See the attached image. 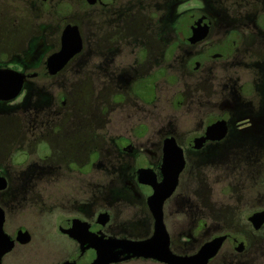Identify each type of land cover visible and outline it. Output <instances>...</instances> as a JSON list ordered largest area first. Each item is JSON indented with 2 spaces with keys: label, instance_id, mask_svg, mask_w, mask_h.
I'll use <instances>...</instances> for the list:
<instances>
[{
  "label": "flooded vegetation",
  "instance_id": "obj_1",
  "mask_svg": "<svg viewBox=\"0 0 264 264\" xmlns=\"http://www.w3.org/2000/svg\"><path fill=\"white\" fill-rule=\"evenodd\" d=\"M197 24L208 32L191 43ZM67 27L76 28L81 49L50 75L47 61L60 51ZM217 61L252 78L242 85L228 80L221 88L213 80L207 84L227 102L221 115L209 113L203 104L208 79L202 68ZM169 70L174 77L167 75ZM0 71L23 76L20 94L0 100V264H95L98 254L109 250L119 255L105 264H164L132 257L106 241L152 237L147 199L153 189L138 183L137 171L150 170L161 182L165 141L174 140L184 162L176 189L162 206L165 229L167 206L185 204L193 181L186 176L203 160H228L261 148L264 159V0H0ZM219 71L228 73L222 67ZM61 77L81 81L68 84L65 93L59 88ZM177 77L196 79L178 99L179 107L191 106L198 113L195 130L182 136L159 133L145 149L138 141L145 128L134 116V102L149 106L156 80ZM0 84L7 86V79ZM217 122L225 123V136L205 140L206 130ZM122 123L136 127L127 131L129 137L120 132ZM123 159L131 165L124 167ZM62 173L76 176L71 199L51 216H26L28 201L36 199L32 193L56 189ZM122 190L136 192L137 221L122 204ZM249 226L252 235L264 236V224L257 231ZM217 237L230 242L235 256L247 250V243L230 235L204 243ZM239 245L240 252L235 250ZM169 250L176 256L195 254L172 249L170 236Z\"/></svg>",
  "mask_w": 264,
  "mask_h": 264
},
{
  "label": "rangeland",
  "instance_id": "obj_2",
  "mask_svg": "<svg viewBox=\"0 0 264 264\" xmlns=\"http://www.w3.org/2000/svg\"><path fill=\"white\" fill-rule=\"evenodd\" d=\"M202 49L205 51L206 47ZM222 64L223 62L217 61L203 65L202 76L208 79L205 82L206 86L211 85L212 80L218 82L220 88L228 80L238 81L237 83L241 85L251 82V76L247 74L244 76L243 73L238 72L234 74L232 73L234 70H227V66L223 67L227 64ZM217 67L219 70L222 67L228 73L223 76ZM167 75L174 77L170 70ZM227 75H231L232 79H226ZM79 81L81 80L61 77L58 84L59 88L67 93V88L70 87L68 84L79 83ZM195 83L196 79L182 81L178 77L172 82L164 78L158 79L155 83L153 101L149 106L134 102V116L145 128V134L138 141L143 142L145 149L150 146L147 143L156 141L159 133L171 131L177 136H182L188 131L195 130L193 124L198 114L196 110H191V106L179 107L178 105L179 96L183 94L184 89H192ZM207 88L203 102L204 109L209 113L221 115L227 102L221 95L216 98L210 91L211 88L208 86ZM190 92L187 91V94ZM94 118L98 121L97 117L94 116ZM118 128L124 136H128V130L131 132L132 129H136L125 123ZM110 129L114 128L110 127ZM94 133L98 136L102 135V132L97 129H94ZM260 150L262 151V148ZM260 150L228 160L219 158L203 160L199 169L189 172L186 177L187 179L193 178V181H190L188 185L185 204H182L180 208L176 201H173L171 206H167L165 210V226L170 236L172 249L183 254H191L195 253L198 247L212 236L230 235L239 237L240 242L247 243V250L235 256L230 242H226L212 264H264V236L260 238L259 235H252V230L246 220L252 212L264 209V159ZM93 161L94 158L90 156V162ZM121 163L126 167L132 162L129 159H123ZM95 174L92 172L90 175L92 182L96 180ZM75 177L73 174L62 173L59 187L54 190L32 193L36 194V199L32 202L28 201L25 215L51 216L55 214L57 207H61L63 202L71 199L70 196L73 194L71 185ZM66 183L69 186L63 188ZM134 193L136 192L131 190L119 192L123 199L122 204L128 207L129 217L137 221V207L140 203L134 201L136 198L133 196ZM109 194L110 192H107V195ZM109 201L113 200L110 198Z\"/></svg>",
  "mask_w": 264,
  "mask_h": 264
},
{
  "label": "water",
  "instance_id": "obj_3",
  "mask_svg": "<svg viewBox=\"0 0 264 264\" xmlns=\"http://www.w3.org/2000/svg\"><path fill=\"white\" fill-rule=\"evenodd\" d=\"M207 28L197 24L192 31L189 39L191 43L202 41L206 38ZM81 49V39L76 28L67 27L61 37L60 51L51 56L47 61V71L50 75H54L64 68L67 62L76 55ZM3 77L7 79L8 84L4 88L0 84L1 90L4 91L0 95L2 101H12L21 92L23 86V76L21 74L9 71H0V82ZM226 127L224 122H217L206 130L205 140H220L225 136ZM198 147V146H197ZM184 162L181 152L176 147L174 140H167L164 143V154L161 165V182L156 183V178L150 170H138L137 181L141 185L150 186L153 194L147 199V205L154 220L153 235L143 242L129 241H110L106 243L113 244V248H121L123 253L132 257H143L154 259L164 264H208L219 252L225 237H217L209 242L204 243L198 251L190 256H176L169 250V236L163 224L162 206L175 191L178 184V176L182 171ZM2 212L0 211V217ZM248 223L257 231L264 224V212L257 213L248 218ZM108 247V246H106ZM236 251L242 250V245L235 248ZM119 254L100 253L95 264H105L117 260Z\"/></svg>",
  "mask_w": 264,
  "mask_h": 264
}]
</instances>
